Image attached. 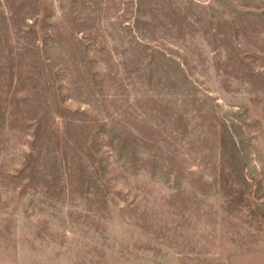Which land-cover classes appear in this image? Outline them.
I'll list each match as a JSON object with an SVG mask.
<instances>
[{
  "label": "rangeland",
  "instance_id": "374dc122",
  "mask_svg": "<svg viewBox=\"0 0 264 264\" xmlns=\"http://www.w3.org/2000/svg\"><path fill=\"white\" fill-rule=\"evenodd\" d=\"M0 264H264V0H0Z\"/></svg>",
  "mask_w": 264,
  "mask_h": 264
}]
</instances>
